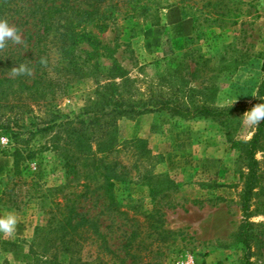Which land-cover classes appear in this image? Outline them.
I'll return each mask as SVG.
<instances>
[{
    "label": "rangeland",
    "instance_id": "1",
    "mask_svg": "<svg viewBox=\"0 0 264 264\" xmlns=\"http://www.w3.org/2000/svg\"><path fill=\"white\" fill-rule=\"evenodd\" d=\"M157 1L156 25L123 20L101 36L102 42L116 50L115 60L134 80L138 98L155 91L173 103L206 104L225 113L219 121L184 120L164 112L120 120L119 143L145 140L155 157L151 175L168 179L172 188L153 198L159 187L153 178L116 183L114 195L123 215L106 214L103 198L85 202L84 211H90L117 253L136 229L141 235L152 227L174 233L162 239L159 255L142 264H240V197L247 169L234 143L248 142L257 128L241 117L263 99L264 0ZM100 64L110 67L104 58ZM93 88L91 80L76 84L70 97L48 112L35 107L18 120L17 132L27 135L53 115L61 122L77 114ZM14 116L15 109L0 110V122ZM54 133L38 134L32 141L40 153L30 173L43 189L64 183L61 160L49 143ZM9 142L0 136V197L11 175ZM256 158L261 181L250 207L251 263L264 264V151ZM45 210L35 202L20 210L0 204V215L14 211L19 217L13 237L0 235V264H100L92 242L71 244V253H63L61 240L46 228L50 216Z\"/></svg>",
    "mask_w": 264,
    "mask_h": 264
},
{
    "label": "trees",
    "instance_id": "2",
    "mask_svg": "<svg viewBox=\"0 0 264 264\" xmlns=\"http://www.w3.org/2000/svg\"><path fill=\"white\" fill-rule=\"evenodd\" d=\"M159 9L157 0H0V19L17 27L24 40L22 45L10 42L0 50V110L15 109L13 119L0 122V136L9 137L7 152L12 159L0 204L20 210L23 204L35 202L41 210L46 208L44 212L50 216L46 228L61 240L65 254L71 253V244L92 242L101 254L100 264H142L159 255L165 236L174 234L152 227L150 234L141 235L136 229L117 253L90 211H84L85 202L103 198L106 214L123 215L114 195L116 183L153 178L159 185L152 191L153 198L172 188L168 179L151 175L155 157L145 140L119 143L120 120L164 112L184 120L219 121L225 113L206 104L191 107L173 103L155 91L138 98L134 80L115 60L116 50L102 42L101 36L123 20L142 19L156 25ZM103 58L110 61L109 68L100 64ZM19 64L27 65L30 74L13 75L12 68ZM89 80L93 91L77 114L61 122L57 121L59 115H53L27 135L17 132L21 129L18 120L35 107L48 112L60 99L69 98L76 84ZM262 97L258 103L264 102V87ZM52 132L49 143L61 160L64 183L43 189L30 173V163L40 153L32 141L38 134ZM234 145L241 149L247 169L240 197L244 217L238 235L243 247L240 264H252L253 224L249 217L251 201L261 181L256 154L264 151V121L248 142Z\"/></svg>",
    "mask_w": 264,
    "mask_h": 264
},
{
    "label": "clouds",
    "instance_id": "3",
    "mask_svg": "<svg viewBox=\"0 0 264 264\" xmlns=\"http://www.w3.org/2000/svg\"><path fill=\"white\" fill-rule=\"evenodd\" d=\"M22 45L24 40L20 30L9 24L7 20L0 19V50L5 49L9 43ZM13 75L30 74V69L25 64H19L12 68ZM250 126H258L264 121V102L255 104L241 117ZM19 217L14 211L0 215V235L13 237L17 232Z\"/></svg>",
    "mask_w": 264,
    "mask_h": 264
}]
</instances>
